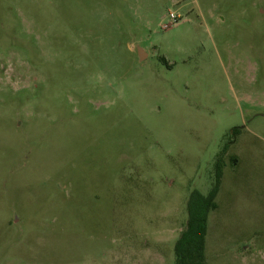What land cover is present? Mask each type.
I'll list each match as a JSON object with an SVG mask.
<instances>
[{
	"label": "rangeland",
	"instance_id": "1",
	"mask_svg": "<svg viewBox=\"0 0 264 264\" xmlns=\"http://www.w3.org/2000/svg\"><path fill=\"white\" fill-rule=\"evenodd\" d=\"M219 165L207 264H264V0H0V264H175Z\"/></svg>",
	"mask_w": 264,
	"mask_h": 264
},
{
	"label": "trees",
	"instance_id": "2",
	"mask_svg": "<svg viewBox=\"0 0 264 264\" xmlns=\"http://www.w3.org/2000/svg\"><path fill=\"white\" fill-rule=\"evenodd\" d=\"M223 167L219 165L215 184L205 196L194 191L187 204L188 220L185 230L175 244V264H207L206 239L211 212L216 211Z\"/></svg>",
	"mask_w": 264,
	"mask_h": 264
},
{
	"label": "water",
	"instance_id": "3",
	"mask_svg": "<svg viewBox=\"0 0 264 264\" xmlns=\"http://www.w3.org/2000/svg\"><path fill=\"white\" fill-rule=\"evenodd\" d=\"M139 55H140L141 60H144L146 57V54L142 49H139Z\"/></svg>",
	"mask_w": 264,
	"mask_h": 264
},
{
	"label": "built area",
	"instance_id": "4",
	"mask_svg": "<svg viewBox=\"0 0 264 264\" xmlns=\"http://www.w3.org/2000/svg\"><path fill=\"white\" fill-rule=\"evenodd\" d=\"M174 17V16H173Z\"/></svg>",
	"mask_w": 264,
	"mask_h": 264
}]
</instances>
